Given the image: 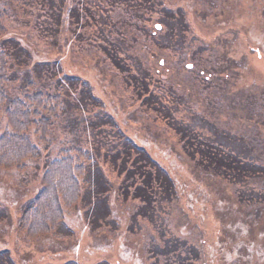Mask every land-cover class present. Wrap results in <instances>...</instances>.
Returning a JSON list of instances; mask_svg holds the SVG:
<instances>
[{"label":"rangeland","instance_id":"rangeland-1","mask_svg":"<svg viewBox=\"0 0 264 264\" xmlns=\"http://www.w3.org/2000/svg\"><path fill=\"white\" fill-rule=\"evenodd\" d=\"M17 2L0 37L16 77L61 89L67 108L40 158L0 170V263L264 264V174L243 165L264 169V0ZM126 137L168 172L171 192L159 194L152 169L126 176L137 159ZM67 141L92 148L103 175L95 164L85 203L29 238L22 208ZM210 153L235 166L206 163ZM141 172L149 209L132 197Z\"/></svg>","mask_w":264,"mask_h":264},{"label":"trees","instance_id":"trees-1","mask_svg":"<svg viewBox=\"0 0 264 264\" xmlns=\"http://www.w3.org/2000/svg\"><path fill=\"white\" fill-rule=\"evenodd\" d=\"M9 1L12 3V8H19L17 2L19 0ZM7 4L0 0V37L6 34V22L11 16L10 11L14 10L10 8L9 11ZM170 31L172 32L171 29ZM8 45L6 40L0 42V122L4 120L5 123L3 131L0 133V170H22L29 162L36 161L42 156L48 147L51 131L63 122L67 107L62 100L61 89L59 91L47 89L40 83L38 76L33 78L25 72L23 75L26 74V77H22L20 80L16 77L18 72L23 69L19 67L17 58L13 51H10ZM13 47L15 51H22V47H16L15 43ZM175 132L180 135L181 129H175ZM125 140L124 144H127V149L130 147V151L136 153L137 158H133L132 169L127 171L123 169L126 168L125 166L121 168L126 172V176L130 177L135 174V170L142 168L152 169L153 180L156 182L159 194L171 192L169 189L173 188V180L168 172L143 148L137 146L132 139L126 137ZM183 141V148L186 149L190 143L184 139ZM210 154H206L208 156L204 160L206 163L212 162L214 166L222 169L235 166L232 165L234 161L225 160L223 155ZM94 155L92 148L77 141H67L59 149L54 159L43 163L41 189L23 206L19 219L22 230L29 238L38 237L64 226V213L79 203L81 205L85 203L87 194L92 190V188L90 189L91 178H93L94 165L96 164ZM117 155L118 153H113L112 159H117ZM122 164L123 161H121ZM96 165L99 172L97 179H101L102 169L98 163ZM240 165L242 164L239 161L238 166ZM243 165L264 174L263 167L246 163ZM147 175L148 179L141 172L138 175V177L142 176L140 185L134 187L131 183L130 186L123 189L124 195L127 197L130 188L134 187L132 197L144 203L142 208L149 209L152 195L146 196V191H148L147 184L150 182L151 176L149 173ZM99 197L101 199L100 195ZM95 204L92 202V207ZM148 204L149 207H146L145 205ZM142 208L138 209V213L144 217ZM88 209L89 207H87ZM167 244H163V249H168ZM3 253L0 252V255Z\"/></svg>","mask_w":264,"mask_h":264}]
</instances>
